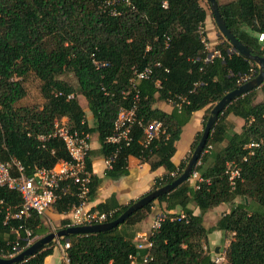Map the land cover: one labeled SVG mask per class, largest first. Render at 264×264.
I'll list each match as a JSON object with an SVG mask.
<instances>
[{"label":"trees","instance_id":"trees-1","mask_svg":"<svg viewBox=\"0 0 264 264\" xmlns=\"http://www.w3.org/2000/svg\"><path fill=\"white\" fill-rule=\"evenodd\" d=\"M217 1L232 33L252 53L264 57V41H258V34L264 33V0ZM206 17L200 0H0V160L16 159L29 176L36 168H51L59 159H69L61 138L49 137L44 143L38 139L39 134L54 130L55 121L65 118L71 131L97 133L98 153L105 157L115 153L105 177L127 175L128 157L134 156L152 170H166L164 178L154 179L151 190L174 180L202 133V129L197 132L186 160L175 165L171 160L175 143L192 113L204 109L203 128L212 106L239 86L238 79L250 68L254 76L258 71L256 63L237 51L229 53L232 45L221 34L214 46L221 57L204 60ZM147 66L148 76L132 82L135 72ZM66 73H72L74 83L62 78ZM32 74L40 80L43 101L18 105L26 95L24 82ZM258 89L264 92V82L231 101L215 121L206 150L194 166L208 182L194 187L186 180L112 229L59 238L69 241L65 252L70 264H141L131 263L128 257L145 250L137 249L134 236L122 228L154 213L155 202L165 208V217L149 236L153 246L146 264H264V99L256 101ZM160 101L170 102L171 110L159 107ZM133 104L141 124L133 123L131 141L108 142L118 110ZM229 116L243 120L239 130ZM152 120L162 123L161 131L145 144L143 125ZM251 141L259 145L247 148ZM87 156L92 198L100 178L92 173L91 149ZM231 160L240 167L233 186L224 173ZM0 200L12 208L21 203L18 191L1 185ZM132 202L118 204L112 195L97 209L116 208L113 220ZM75 203L77 197L67 192L51 208L66 213ZM224 203L229 204L228 211L206 227L204 213ZM180 212L186 217L174 218ZM3 217L2 210L0 248L11 250L17 238L11 227L20 222L3 224ZM25 225L32 229L31 242L51 232L41 214L32 213ZM68 225L63 219L59 228ZM215 230L229 236L221 263L215 262L208 247V234ZM19 232L17 239L24 248L25 232ZM54 243L16 264H45Z\"/></svg>","mask_w":264,"mask_h":264},{"label":"built area","instance_id":"built-area-1","mask_svg":"<svg viewBox=\"0 0 264 264\" xmlns=\"http://www.w3.org/2000/svg\"><path fill=\"white\" fill-rule=\"evenodd\" d=\"M204 41V39H202ZM258 40L264 41V33L258 34ZM205 42V41H204ZM208 54L205 56V61H211L214 57H221L220 51L215 48H210L208 41L205 42ZM234 51L232 48L228 52ZM93 63L99 66L96 60ZM151 72L149 66L141 71L135 72V77L131 78L133 82L135 79L147 77ZM255 70L249 69V72L238 79L239 85L250 80L254 76ZM135 121L141 124L140 120L136 119V106L133 104L130 108L120 107L113 122L112 133L107 137V141L115 144L124 142L128 144L131 137V128ZM161 127V122L154 120L143 125L144 139L143 143L147 144L149 141L158 135ZM49 137H59L63 140L65 147L69 153V159H59L51 168L39 167L36 168L29 176L24 174L23 165L12 158L10 160H0V185L6 186L10 189L18 191L21 197L19 206L12 208L5 205L0 200V211H4L3 224L9 223L11 220H18L20 223L17 226H12L11 230L18 234L20 229L25 232L26 246L31 243L32 229L25 225V221L32 213L44 214L52 207V204L60 198L63 194L69 192L77 197V203L73 204L68 212H66L69 219V225H84L97 224L107 222L115 214L116 208L108 210L93 209L88 206L89 191L91 181V171L87 168V155L90 147V134L85 132H78L77 130H70L66 119L55 121V128L51 133L39 134L38 139L44 143ZM257 141L249 142L246 147L253 148L258 146ZM211 146L209 145L208 148ZM206 149H204L205 151ZM253 151L250 150V153ZM115 153L105 157V167H111ZM224 173L227 175L229 183L233 186L235 181L240 177L239 164L234 161L226 162ZM176 172H171L175 175ZM188 180L198 187L199 182L204 179L199 172L193 169ZM208 182V178L205 179ZM164 214H158L152 221L150 229L144 233H138L135 240V246L139 250H145L144 254H130L131 263L140 262L146 264L151 259V248L153 241L150 235L159 228ZM185 214L180 212L176 219L185 218ZM19 234L17 235V238ZM16 238L12 242L11 250H4L0 248V256L9 258L17 254L23 248L19 245V240ZM25 246V247H26ZM24 247V248H25ZM69 247V241L61 242L60 248L62 250V258L64 264H70L66 255V248ZM207 250L206 245L203 246ZM214 253V251H211ZM216 263L224 261V255L217 254L214 257Z\"/></svg>","mask_w":264,"mask_h":264},{"label":"crops","instance_id":"crops-1","mask_svg":"<svg viewBox=\"0 0 264 264\" xmlns=\"http://www.w3.org/2000/svg\"><path fill=\"white\" fill-rule=\"evenodd\" d=\"M205 29L207 31V26L205 25ZM211 34L209 31H207V38L210 48H214L215 44L217 43V36L215 38H211ZM212 43V44H211ZM214 45V46H213ZM170 102L166 101H160L159 107L162 109L169 111L172 108V104ZM169 105V106H168ZM171 105V106H170ZM169 109V110H168ZM204 116V109L197 110L192 113V116L188 123H186L183 128L180 135V138L176 141L175 146L176 150L171 158L172 162L175 165H179L180 162L186 160L188 155L191 152L192 144L194 142L195 136L198 131L202 129V120ZM90 116H88V119ZM229 118L234 122L238 120L241 125L243 124V120L240 118H236L233 116H229ZM237 123V122H236ZM234 122V124H236ZM241 127V126H240ZM235 128V127H234ZM240 129V128H239ZM235 128V130H239ZM90 147H91V166H92V173L97 175L100 178V182L97 186V190L95 192V195L92 198H89L88 206L97 209L98 204L103 203L108 199L110 196L115 197V201L118 204H127L130 201H134L143 194L147 193L151 190L154 179L156 177H159L163 175L166 170L163 167H158L154 170L150 168V165L147 162L142 161L141 159L129 156L128 157V174L123 175L119 177L118 179H111L108 177H105V156L98 153V149L100 147L97 133L90 134ZM224 205L220 204L212 209V211H207L204 213L203 218L207 217L206 215H210L213 213V211L216 213L218 211L219 215H221L224 210H222V207ZM153 212H158L159 214H162L165 211V208L158 203H154ZM229 207L225 209V211H228ZM197 209L194 213H197ZM46 214H42L44 221L47 223H51L52 229H57L59 226H61V221L63 219H67L69 221L66 213H59L55 211L54 208H50L45 212ZM157 213V214H158ZM153 214L151 213L149 216H147L144 220L131 225L127 226L126 228H122L123 232L128 236H134L133 239L136 238L138 233H144L146 232V229H150V226L153 221ZM147 230V231H148ZM13 232V231H12ZM16 233V232H15ZM16 235H18L16 233ZM224 234L223 232L219 230L212 231L208 234V247L211 251H214V254H221L224 255V248L227 246L229 241H226L222 244H217L216 239L223 238ZM6 237V236H5ZM60 240H55V243L53 244V252L52 254L45 257V264H62V250L60 248ZM220 251V252H219ZM219 252V253H218Z\"/></svg>","mask_w":264,"mask_h":264},{"label":"water","instance_id":"water-1","mask_svg":"<svg viewBox=\"0 0 264 264\" xmlns=\"http://www.w3.org/2000/svg\"><path fill=\"white\" fill-rule=\"evenodd\" d=\"M209 4L210 12L213 16L214 22L219 29L220 34L232 45L234 51H237L245 58L251 60L256 63L258 67V71L255 76H253L250 80L240 84L238 87L233 90L225 93L211 108L208 118L202 128L201 136L192 150L185 167L182 172L171 182L164 184L160 187L152 189L147 193L143 194L130 205L115 219L109 220L107 222L97 223V224H84V225H71L63 228H59L55 231H51L44 236L38 238L37 240L31 242L28 246L20 250L17 254L12 257L4 258L0 256V264H16L25 260L26 258L34 255L39 250H41L44 245L47 243L54 241L55 239H59L62 237H67L70 234L76 233H91L112 229L119 224L123 223L132 213L142 208L149 202L153 201L157 197L162 194H166L176 188L181 183L188 180L191 175L195 164L198 162L201 154L205 149V145L211 129L215 121L217 120L219 114L222 110L235 98L243 95L244 93L258 88L264 82V57L259 56L257 54L252 53L250 48L247 47L241 40H239L232 31L228 28L223 19L217 0H206Z\"/></svg>","mask_w":264,"mask_h":264},{"label":"rangeland","instance_id":"rangeland-1","mask_svg":"<svg viewBox=\"0 0 264 264\" xmlns=\"http://www.w3.org/2000/svg\"><path fill=\"white\" fill-rule=\"evenodd\" d=\"M221 1H225V0H221ZM201 4L206 8L207 10V17H206V26H207V31L210 32L211 34V38H215V36H217V38H219V29L217 28L215 22H214V19H213V16L210 12V8H209V4L206 0H200ZM62 78H64L65 80H68L69 82L71 83H74L75 79H74V76L72 75V73H66L64 75H62ZM24 85H25V88H26V95L18 102V105H38V104H41V102L43 101V98L41 96V92H40V80L34 76L33 74L30 75L26 81L24 82ZM264 99V92L261 91L260 89H258V94H257V97H256V101H259V100H263ZM79 100H80V103L86 107V102L84 100L83 97L79 96ZM87 114L89 115V111H87ZM91 122V120H90ZM234 122L236 124H234ZM232 124L233 127L239 129L240 126H241V123L238 122V120L234 121ZM238 199V198H237ZM224 206L222 207V210L225 211L226 208L229 207V204L227 203H224L223 204ZM212 211V210H210ZM158 213V212H157ZM156 212H154L153 214V220L155 219L156 217ZM155 216V217H154ZM207 217H204L203 218V222H204V225L206 227H210L212 226L216 220L218 219L219 217V213L218 211H216V213L213 211L212 214H208L206 215ZM47 225L51 228V231H55L57 229H52V225L51 223H47ZM148 230V228L146 229V231ZM57 240V239H55ZM54 240V242H55ZM226 241H229V236H223V238L220 239H216V243L218 244H222ZM61 263L64 264V260L62 258L61 260Z\"/></svg>","mask_w":264,"mask_h":264},{"label":"bare ground","instance_id":"bare-ground-1","mask_svg":"<svg viewBox=\"0 0 264 264\" xmlns=\"http://www.w3.org/2000/svg\"><path fill=\"white\" fill-rule=\"evenodd\" d=\"M202 41V40H201ZM259 41V40H258ZM210 43V42H209ZM212 44V43H211ZM205 46V45H204ZM214 46V45H213ZM206 52H207V50H206ZM222 53V52H221ZM207 54V53H206ZM157 64V63H156ZM71 95V94H70ZM69 96V95H68ZM137 104V103H136ZM166 104H167V102H166ZM170 104V103H169ZM169 106V105H168ZM171 106V105H170ZM126 108V107H125ZM167 110V109H166ZM169 110V109H168ZM87 114V113H86ZM152 121H154V120H152ZM150 122V121H149ZM146 124V123H145ZM162 124V123H161ZM140 126V125H139ZM161 131V130H160ZM90 133H91V131H90ZM110 134V133H109ZM108 134V135H109ZM159 135V134H158ZM106 140V139H105ZM41 143V142H40ZM90 144H91V142H90ZM148 144V143H147ZM108 156V155H107ZM69 157V156H68ZM88 157V156H87ZM88 167V166H87ZM177 174V173H176ZM178 175V174H177ZM170 176V175H169ZM172 176V175H171ZM165 177V175H163V177L162 178H164ZM203 178V177H202ZM158 181V180H157ZM203 181H205V180H203ZM90 193V192H89ZM109 209V208H108ZM44 214H46V213H44ZM186 215V214H185ZM155 217V216H154ZM68 222V221H67ZM158 230V229H157ZM20 234H21V231L19 232ZM19 234V235H20ZM207 249H208V247H207ZM220 252V251H219ZM218 252V253H219ZM139 253V252H138ZM220 254H221V252H220ZM129 258V257H128Z\"/></svg>","mask_w":264,"mask_h":264}]
</instances>
